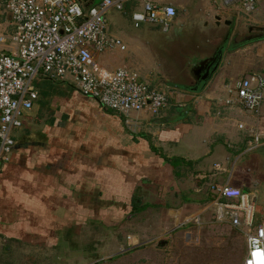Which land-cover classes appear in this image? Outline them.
Returning a JSON list of instances; mask_svg holds the SVG:
<instances>
[{
    "label": "crops",
    "instance_id": "obj_1",
    "mask_svg": "<svg viewBox=\"0 0 264 264\" xmlns=\"http://www.w3.org/2000/svg\"><path fill=\"white\" fill-rule=\"evenodd\" d=\"M164 4L177 11L168 32L160 25L134 26L139 0L107 14L109 34L127 53L115 50L122 60L107 67L100 59L114 51L97 59L102 68L127 67L165 92L167 107L154 116L140 114L133 129L72 86L37 80L35 107L13 130V151L0 161L1 239L49 248L55 232L95 222L115 229L134 216L135 200L143 206L150 199L171 209L181 227L234 229L216 220L213 206V187L226 185L254 200V223L264 222V102L254 115L229 93L236 81L264 76V39L246 42L240 35L264 26L258 22L264 4L253 15L241 1ZM6 5L0 0V33L7 37L14 27Z\"/></svg>",
    "mask_w": 264,
    "mask_h": 264
},
{
    "label": "built area",
    "instance_id": "obj_2",
    "mask_svg": "<svg viewBox=\"0 0 264 264\" xmlns=\"http://www.w3.org/2000/svg\"><path fill=\"white\" fill-rule=\"evenodd\" d=\"M130 1L102 0L85 9L81 0H7L14 32L7 37L0 33V46L9 48L8 53L0 51V161L13 151V130L22 126L23 117L35 107L37 80L72 86L83 97L123 116L133 128L140 114L154 116L167 107V94L152 88L137 73L127 67L109 71L98 62L97 55L126 52L124 43L109 34L106 17L111 11H124ZM164 1L139 0L141 8L132 14L134 26L160 25L168 32L177 11ZM230 1H241L247 15L257 10L256 0ZM229 93L248 113L259 115L264 76L254 74L236 81ZM213 190L216 220H228L246 237L244 264H264V222L254 223L255 201L229 185Z\"/></svg>",
    "mask_w": 264,
    "mask_h": 264
},
{
    "label": "rangeland",
    "instance_id": "obj_3",
    "mask_svg": "<svg viewBox=\"0 0 264 264\" xmlns=\"http://www.w3.org/2000/svg\"><path fill=\"white\" fill-rule=\"evenodd\" d=\"M261 18L258 22L264 24ZM114 52L111 58L102 55L105 67L121 62L124 54ZM143 204L154 207L136 211L115 229L95 222L55 232L49 248L0 238V264H244L247 243L240 231L228 225L181 227L171 209L158 201Z\"/></svg>",
    "mask_w": 264,
    "mask_h": 264
},
{
    "label": "water",
    "instance_id": "obj_4",
    "mask_svg": "<svg viewBox=\"0 0 264 264\" xmlns=\"http://www.w3.org/2000/svg\"><path fill=\"white\" fill-rule=\"evenodd\" d=\"M83 3V6L85 9H89L90 7L94 6L97 0H81ZM256 31L259 33H264V26L259 27H251L248 29V32ZM233 33V29L230 30V33L228 36H230ZM259 40L264 39V35H259Z\"/></svg>",
    "mask_w": 264,
    "mask_h": 264
},
{
    "label": "flooded vegetation",
    "instance_id": "obj_5",
    "mask_svg": "<svg viewBox=\"0 0 264 264\" xmlns=\"http://www.w3.org/2000/svg\"><path fill=\"white\" fill-rule=\"evenodd\" d=\"M242 36V41H248L250 40H259V35H264V33H259V32H256V31H252V32H245V33H241L240 34ZM262 203L264 204V200L262 201Z\"/></svg>",
    "mask_w": 264,
    "mask_h": 264
},
{
    "label": "trees",
    "instance_id": "obj_6",
    "mask_svg": "<svg viewBox=\"0 0 264 264\" xmlns=\"http://www.w3.org/2000/svg\"><path fill=\"white\" fill-rule=\"evenodd\" d=\"M211 200H212V198L209 196L207 202H210ZM138 204H139V205H138ZM140 204H141V202H138V200H135V201H134V211H135V212L138 211V212L140 213V212L144 211L145 208L147 209V207H145V206H140ZM149 207H154V206H151V205H150Z\"/></svg>",
    "mask_w": 264,
    "mask_h": 264
}]
</instances>
